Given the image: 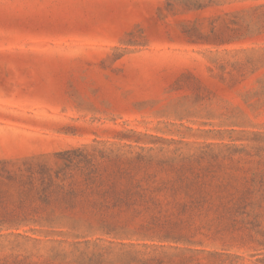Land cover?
Masks as SVG:
<instances>
[{"label":"rangeland","instance_id":"1","mask_svg":"<svg viewBox=\"0 0 264 264\" xmlns=\"http://www.w3.org/2000/svg\"><path fill=\"white\" fill-rule=\"evenodd\" d=\"M0 264H264V0H0Z\"/></svg>","mask_w":264,"mask_h":264},{"label":"trees","instance_id":"2","mask_svg":"<svg viewBox=\"0 0 264 264\" xmlns=\"http://www.w3.org/2000/svg\"><path fill=\"white\" fill-rule=\"evenodd\" d=\"M122 201H124V202H122ZM120 202L124 205H126V203H128V204H135L136 203V201H129V200H120ZM150 202L154 203V200H151ZM154 204H157V203H154Z\"/></svg>","mask_w":264,"mask_h":264}]
</instances>
